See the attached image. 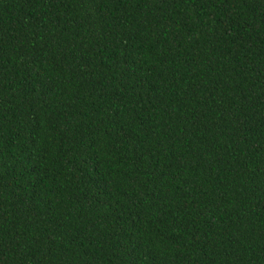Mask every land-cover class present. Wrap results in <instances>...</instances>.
<instances>
[{
    "label": "trees",
    "instance_id": "obj_1",
    "mask_svg": "<svg viewBox=\"0 0 264 264\" xmlns=\"http://www.w3.org/2000/svg\"><path fill=\"white\" fill-rule=\"evenodd\" d=\"M0 264H264V0H0Z\"/></svg>",
    "mask_w": 264,
    "mask_h": 264
}]
</instances>
